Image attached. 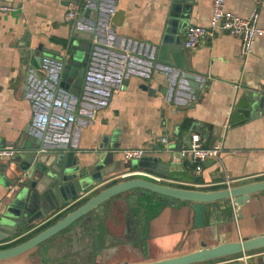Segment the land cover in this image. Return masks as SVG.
Returning <instances> with one entry per match:
<instances>
[{
    "label": "crops",
    "instance_id": "0c3cea01",
    "mask_svg": "<svg viewBox=\"0 0 264 264\" xmlns=\"http://www.w3.org/2000/svg\"><path fill=\"white\" fill-rule=\"evenodd\" d=\"M67 1L0 0V6H13L0 7L1 146L33 130L51 143L76 139L77 153L85 162L95 157L109 135L119 143L114 152L118 170L112 174H130L141 168L126 166L130 160L124 148L144 147L146 154L159 155L191 132L204 145L223 144L221 159L205 161L200 171L190 157L183 159L173 173L152 172L162 176L161 182L207 190L229 186L226 176L230 185L264 179V32L257 35L246 59L240 38L229 31L204 37L193 48L182 45L188 68L204 78L199 94L189 100L178 82L171 96L164 92L171 87L169 76L150 62L147 49L160 42L172 0H101L105 33L93 95L75 101L56 86L52 61L35 68L30 52L65 48L72 25L66 17ZM212 8L213 0H192L189 24H209ZM226 8L242 16L257 9L258 26L264 28V0H226ZM163 136L173 140L164 142ZM6 196L0 181V209ZM260 233L264 190L252 193L241 207L233 198L206 202L204 224L198 226L190 201L174 203L157 192L135 188L103 202L93 217L0 263L140 264ZM24 238H1L0 248ZM192 264H264V246Z\"/></svg>",
    "mask_w": 264,
    "mask_h": 264
},
{
    "label": "water",
    "instance_id": "95a60500",
    "mask_svg": "<svg viewBox=\"0 0 264 264\" xmlns=\"http://www.w3.org/2000/svg\"><path fill=\"white\" fill-rule=\"evenodd\" d=\"M79 1L83 9L77 17L68 20L72 25L63 50L30 49L34 54L31 60L33 67L52 61L56 86L75 101L93 95V79L102 48L100 42L105 33L103 2ZM191 1L172 0L160 42L147 46L150 62L157 63V67L169 76L171 87H165L164 92L171 96L174 84L178 82L188 93L189 100L199 94L204 79L188 68L182 48V34L189 25ZM114 70L122 71L119 68ZM28 74H33V71ZM195 124L192 123L190 130ZM110 138L106 135L94 151L95 157L85 162L77 153L76 139L72 143H51L40 132L27 130L16 142L10 143L14 145V153L0 155V181L7 188V198L0 209V239L15 234H25L26 238L1 247L0 261L34 248L79 220L93 217L103 202L130 189H148L169 197L174 203L178 200L190 201L198 226L204 224L206 202L233 198L241 207L252 193L264 190V179L206 190L174 186L141 174L117 173L116 176L112 173L118 170L114 152L119 143L115 137L113 141ZM172 140V137L168 138V141ZM191 141L192 134L189 132L178 145L164 147L159 155L145 154L129 159L126 166L168 175L178 169L183 159L187 161L189 156L182 151L183 143ZM263 246L264 233H260L140 264H192Z\"/></svg>",
    "mask_w": 264,
    "mask_h": 264
},
{
    "label": "built area",
    "instance_id": "2783aa9c",
    "mask_svg": "<svg viewBox=\"0 0 264 264\" xmlns=\"http://www.w3.org/2000/svg\"><path fill=\"white\" fill-rule=\"evenodd\" d=\"M3 9H12L13 6L1 5ZM66 17L68 20L77 17L82 11V5L78 0H68L66 3ZM259 11L253 9L248 16H242L226 8V0H213L212 14L209 24L191 23L186 28L185 37L182 45L185 48H193L198 45L204 37H213L218 31H229L241 40L240 53L244 59L253 50V44L257 35L264 32V28L258 26ZM164 142L168 141L167 136H163ZM224 145L221 143L204 145L199 140L197 134L192 136V141L182 149L183 153L188 154L194 163L195 170L200 171L204 162L210 159H221L220 152ZM15 151L13 144L0 145V155L9 156ZM126 159L140 158L146 154L144 147H128L122 150ZM131 174H141L154 180L161 181L162 176L149 171L138 170ZM226 182L230 186V178L226 176Z\"/></svg>",
    "mask_w": 264,
    "mask_h": 264
}]
</instances>
